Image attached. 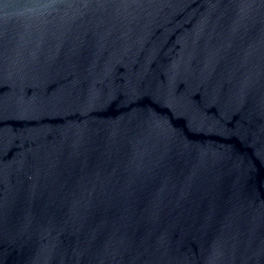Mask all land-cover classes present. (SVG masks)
<instances>
[{"label":"water","instance_id":"water-1","mask_svg":"<svg viewBox=\"0 0 264 264\" xmlns=\"http://www.w3.org/2000/svg\"><path fill=\"white\" fill-rule=\"evenodd\" d=\"M0 264H264V0H0Z\"/></svg>","mask_w":264,"mask_h":264}]
</instances>
